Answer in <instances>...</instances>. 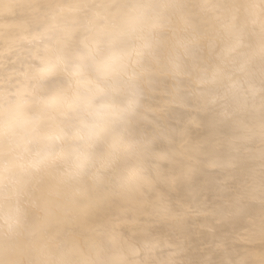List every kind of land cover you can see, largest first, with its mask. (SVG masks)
I'll return each instance as SVG.
<instances>
[{
    "label": "clouds",
    "instance_id": "1",
    "mask_svg": "<svg viewBox=\"0 0 264 264\" xmlns=\"http://www.w3.org/2000/svg\"><path fill=\"white\" fill-rule=\"evenodd\" d=\"M0 264H264V0H0Z\"/></svg>",
    "mask_w": 264,
    "mask_h": 264
}]
</instances>
